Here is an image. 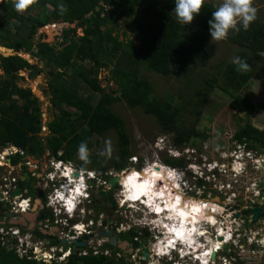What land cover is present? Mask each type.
<instances>
[{
	"label": "trees",
	"instance_id": "16d2710c",
	"mask_svg": "<svg viewBox=\"0 0 264 264\" xmlns=\"http://www.w3.org/2000/svg\"><path fill=\"white\" fill-rule=\"evenodd\" d=\"M213 1L205 0L200 13L189 24L181 25L172 13L173 0H33L22 13L14 9V0H0V47L14 52L22 50L43 63L47 68L50 102L58 108V114L46 123L50 135L45 143L40 136V102L29 88L16 84L17 71L35 66L17 54L0 55V146H14L22 151V157L35 158L46 150L57 159L75 163L79 170L96 171L102 176L108 167L94 151L105 133L112 131L117 138L118 152L111 161V169L123 170L132 158L124 123L111 109L114 103L124 102L129 108L138 107L151 115L160 132L170 134L173 148L186 146L198 136L207 138L195 129L197 119L189 126L183 121L184 108L196 115L201 111L189 109L192 101L202 104L212 95H224L232 109L243 108L250 115L253 107L247 86L256 77L264 84V22L258 18L247 30L238 24L227 36L238 47L235 57L248 63L249 70L235 71L231 60L213 64L214 72L202 79L193 99L177 105L170 98H157L152 95L150 82L140 76L145 69L162 76L185 77L196 64L207 59L210 46L207 22L216 7ZM60 4L66 9L63 13ZM98 5L99 10L95 11ZM91 11L93 15L87 16ZM121 21H127V27L132 26L130 36L124 30L116 32ZM54 23L68 25L62 27L53 44L34 41L39 25L54 26L50 25ZM78 29L81 35L77 34ZM101 70L108 71V80L115 89L106 91L100 85ZM83 88L86 93L80 94ZM71 109L75 112L71 113ZM232 137L251 154L264 150V127L253 126L248 118L236 127ZM82 142L88 149V158L87 162L79 159L77 164L73 156ZM18 155L12 157L13 162ZM163 162L169 166L182 164L176 157H166ZM254 248L252 245L251 251ZM125 261L103 253H89L49 264H125ZM0 264L43 263L19 256L16 248L2 247ZM237 264L245 263L238 259Z\"/></svg>",
	"mask_w": 264,
	"mask_h": 264
},
{
	"label": "rangeland",
	"instance_id": "374dc122",
	"mask_svg": "<svg viewBox=\"0 0 264 264\" xmlns=\"http://www.w3.org/2000/svg\"><path fill=\"white\" fill-rule=\"evenodd\" d=\"M221 3V0H214L213 4L218 6ZM252 7L256 9L255 16L256 18L260 19L264 22V0H252ZM57 26H49L50 32L45 33L44 27L38 28L37 34L35 36L34 41L38 40L39 33H45L47 35L46 39L42 38L43 41L53 44L56 39H54L55 35H60V31L62 27H64L63 23H55ZM54 25V24H50ZM72 26V25H71ZM131 28L130 25L127 27L126 22H119L116 26V32L120 34L122 30L126 31L127 36L131 35ZM78 35H81L80 29L77 31ZM59 38V37H58ZM57 42V41H56ZM209 52L207 59L202 62L198 63L194 66L193 70L185 77H176L174 74L168 76H162L157 74L153 71H147L142 69L140 72V76L144 77L147 81L150 82L152 87V95L157 98H170L173 100L174 103L181 104L184 103L187 99H193L194 96L198 95V89L202 84V79L209 77L212 75L214 70L212 69V65L219 62H227L235 57V53L238 50V47L229 42L226 39L223 41H215L211 39L209 36ZM4 51V52H3ZM9 54H17L24 57L30 64H33L35 68L31 70H20V73L17 75L19 78L16 79V84L22 88H29L31 93L38 98L40 102V111H41V120H42V128H41V137H43L44 142L46 143V137L50 134L48 133L45 125L47 122L53 120V118L58 114V108L53 107L50 102V94L49 91L43 92L41 88L48 89V75H47V68L43 65L42 62L38 61L35 58H32L29 54L24 53L22 50L19 52H13L12 50H7L3 47H0V55H9ZM35 70L37 76L30 75V72ZM174 71V70H173ZM2 75V71L0 70V76ZM109 73L107 70H101L98 74L99 83L102 87H105L106 91L111 89H115L114 83L111 80H108ZM81 93H86L85 89L79 91ZM246 93L249 94L251 98V105L253 107L252 113L250 115H246V112L243 108L232 109L229 106V100L224 95L219 96V94L212 95L205 99L204 103L198 104L196 101H192L190 105H188L189 109H200V113L197 115L195 111H185V108L181 111V116L183 118L184 123L189 126L191 123H194L195 119H197V123L195 124V129L198 130L200 133L206 134L207 138L202 139L196 137L191 139L192 141L186 145L182 146L181 148H173L172 142L170 139V134L162 133L159 130V127L153 117L151 115L144 114L142 110L138 107L136 108H129L124 102H117L112 104L111 109L112 111L123 121L126 137H128V150L131 153L134 162L128 160V167L127 169L121 171L120 173H113L114 170L111 169V161L116 158L118 152V144L117 138L112 131H109L104 134L99 140V146L97 150L94 152L99 154V156L103 159V164L108 167L106 170V174L110 177L118 176L120 179L124 176L125 173L132 172L134 169L146 168L154 165L155 167H163L166 171H169V174L173 176L172 179L168 177L167 182H163L166 184V187L169 180L176 181L177 189L174 188L173 191L176 192V196H171L172 203L174 205H170L166 207V201L163 207H158L155 210L157 220L163 218L164 215H169V208L177 206V197H179V201L183 206H186L187 200L191 204H195L196 202L201 203L203 209H206L205 212H209L206 216H201L199 224L196 225V233L194 235V241L190 246H186L182 244V247L176 248L178 251L181 250H192V249H203L202 251L207 253V259L209 263L214 264H237L238 259L245 264H264V219L263 217L259 216L256 220L258 228H255L254 223L249 222L250 213H248L249 217L244 218L241 217H234V213H237V210L243 207L244 202L249 203H259L264 206V190L260 192V189H264V166H260L257 169L253 166H246L244 168L243 163H240L236 160V154H238V144L237 142L232 139V135L236 127L241 124L245 118L251 122V124L257 128L264 127V84L256 77L252 78L249 82ZM70 110V109H69ZM71 113L75 112L72 111ZM46 151V150H45ZM264 150L253 152L250 155H255V157H263ZM2 154H5L3 152ZM246 152L240 153L241 156H245ZM29 156H25L24 158H28ZM166 157H176L182 160V164L178 166H169L163 162L164 158ZM33 160V159H32ZM73 160L78 164V154L77 152L73 156ZM262 160H259L261 162ZM31 164L32 161H30ZM34 163H39V169L41 172L36 173L37 177L40 175L44 178L46 183L53 182L52 174H47L48 167H57V163H53L52 159L44 153L40 158L39 161H33ZM232 162L235 164L233 168L238 170V168H244V172L242 174L234 175V171L231 167ZM72 166V162L70 163ZM157 164V165H156ZM0 165L3 166L4 163L0 160ZM32 166V165H31ZM94 166V164H92ZM153 166V167H154ZM216 166L217 171L215 175H213V171L209 170L212 167ZM3 171H6V166H4ZM33 166L31 167V171ZM60 173V172H59ZM2 176V173L0 174ZM179 179H182L185 183H182L180 186ZM208 181V183L203 182ZM190 185V187H189ZM121 186V185H120ZM127 187V185H123ZM66 189L69 188L65 185ZM164 187V188H166ZM72 188V187H71ZM128 189V188H127ZM176 189V190H175ZM168 192H170V187L167 188ZM211 191V193H219V196L213 195V199L209 197V202L211 204L208 205L207 201L196 200L197 198H201L204 192ZM120 187L118 189V193L114 194L117 197V203L121 206V214L119 215V219H122L124 215L129 217L130 212L134 211H127L125 207H128L126 204L123 203V200L120 201ZM173 191L171 194H173ZM233 193L231 194V192ZM66 192V191H65ZM168 193L167 191H165ZM48 199L52 200L53 209L56 200L54 193H48ZM179 194V195H178ZM67 196V195H66ZM154 196V195H153ZM212 196V195H211ZM228 197V198H225ZM233 196L235 198H233ZM68 197V196H67ZM69 198V197H68ZM73 200L76 201V195L72 197ZM86 197H83L79 206H81L82 202H87ZM206 198V196L204 197ZM186 201V202H185ZM159 202V200H158ZM157 202V203H158ZM123 203V207H122ZM138 206L143 207L141 203L136 201ZM227 203V204H226ZM206 204V205H204ZM225 204V206H224ZM60 205V204H57ZM168 205V204H167ZM213 207V212L211 211L210 207ZM234 206H239L238 209H234L232 211L231 208ZM83 206L80 208L82 209ZM144 208V207H143ZM165 208V211H163ZM176 208V207H174ZM90 215L92 214V210L88 209ZM132 210V209H131ZM135 210V209H134ZM140 211L147 212L143 209ZM148 211H151L150 209ZM161 211V214L159 213ZM54 212V210H53ZM172 212V210H171ZM222 213L224 214V223H225V230L222 231V223L219 221V218L222 220ZM87 214V212H85ZM134 214V213H133ZM131 214V216H133ZM149 214V213H148ZM152 217L151 214H149ZM213 216L214 223L216 225L213 227L211 224L208 216ZM170 216V215H169ZM220 216V217H217ZM134 217L142 218L141 215L135 214ZM155 218V217H154ZM153 220V219H152ZM210 222V223H209ZM129 223H125V226L129 228ZM141 223L137 227L140 229V234L144 232L145 229L151 231L152 238L155 239L156 245L160 244L161 247L164 246L163 243V228H160L155 223H148L147 227ZM198 226V227H197ZM217 226H220L218 231ZM206 234H205V231ZM209 231H212L213 238L216 234H221L223 236H228L225 240V250L229 246H238L239 248L235 250V253L238 255L233 256L230 255L228 257L227 263L223 260L225 255L221 254L222 248L213 245V242L216 240H208L206 237H209ZM155 232V234H154ZM31 234V232H28ZM194 234V233H193ZM205 234V236H204ZM18 234L16 231H11L9 228L0 229V236H9V237H16ZM20 235V234H19ZM25 236V235H21ZM199 237L197 239V237ZM157 238V239H156ZM207 239V241L205 240ZM162 241V242H161ZM213 241V242H211ZM238 241V242H237ZM254 241H258L261 247L255 245L253 251H251V246L253 245ZM97 239L93 240V245L96 247ZM5 245L7 242H4ZM194 244V245H193ZM205 245V246H204ZM211 247V248H210ZM254 247V246H253ZM8 248V247H7ZM158 248V247H157ZM211 250L214 253V256L211 257ZM239 251V252H238ZM108 253L109 250H108ZM170 252H163V254L158 259H164L169 255ZM100 254V253H98ZM107 257H113L109 254H106ZM159 256V255H158ZM127 260V259H125ZM159 260V262H160ZM234 261V262H233Z\"/></svg>",
	"mask_w": 264,
	"mask_h": 264
},
{
	"label": "flooded vegetation",
	"instance_id": "af4514ba",
	"mask_svg": "<svg viewBox=\"0 0 264 264\" xmlns=\"http://www.w3.org/2000/svg\"><path fill=\"white\" fill-rule=\"evenodd\" d=\"M44 153H46L49 158L52 157L47 151L43 150L41 151V153H39V156L35 158L30 157L26 159L21 155H18V159L16 160V162L12 161L13 155L9 156V159L4 158V161H6V171L2 172L3 192L0 198V229H2V227L9 228L11 230L17 229L19 233L16 237L0 236V248L8 247L7 249H13L17 247H24L26 248V252L21 254L20 256H27L28 258H32L39 263H42L41 261L45 260L43 262L46 264L52 262L58 263L57 259L55 258H58L60 256V252H69V254L64 257L63 262H65L69 257H76L78 250H80L81 248H85L88 252L94 249H98L100 252L109 250V254L116 259H124V257L129 256V258L131 259V264H168L166 262V258H164L163 260L158 259L159 257H157L156 253V241L154 238H152L153 233L151 234L150 230L145 229L144 232L140 234V229L138 230L137 227L139 226V224L141 225V223L135 222L132 219L133 216H131V214L129 215V217L124 215L122 219H119V215L121 214V206L118 205L117 197L114 196V194L117 193L120 186L118 185V181L113 186H109L108 178L110 176H108L107 174L99 177L98 186L96 188L90 189L88 192L87 202H82V210L76 211L71 218H68L66 220V223L64 225L61 222V219H63L64 216L54 218L53 209L49 210L47 208L46 202L49 195L48 193H50V191L52 193L54 189L53 186L55 184L50 182L46 183L41 175L37 177L36 173H39V171L41 172V169H39V163L37 164V162H33L34 160L39 161V158ZM30 161H32L33 164H31ZM31 165L33 166L32 171L30 170L32 167ZM46 166L49 170V166L47 164ZM127 167H125L124 169H127ZM72 168L73 172L79 173V168H77L76 164L73 162ZM49 173L50 172L48 171L47 174ZM113 173H115V171ZM56 178H58V175L56 176ZM74 178H76V176ZM11 186L14 187V191L17 188H20L19 194L21 195V197L27 200L28 208H26L25 210L20 209L15 213L9 210L10 195L8 191ZM263 190L264 189L261 188L260 192H262ZM4 192H7V194H5ZM209 192L211 191L205 190V192L201 194L202 197L197 198L196 200L202 199L203 201H207L209 205L211 204V202H209V197L213 199V195H220L219 193L209 194ZM232 193L233 191L231 192V194ZM205 196L206 198H204ZM225 198L228 197L225 196ZM233 198L235 197L233 196ZM88 207L92 210L91 215L89 213V210H87ZM238 208L239 206H234V208L231 209L233 211L234 209ZM252 209H258V216L255 220H253V213L250 211ZM163 211H165V208ZM85 212H87V214H85ZM26 213L34 216L32 223L27 220L25 216ZM248 213H250V217L248 216ZM234 214L237 215L236 218L238 216H243L244 218L249 217L250 219L248 221H252L251 223H254V227L258 228L259 225H257L256 220L259 216L263 217L264 219V206L259 203L244 202L243 207L237 210V213ZM143 215H147V213L144 212ZM224 219V214L222 213V220L219 218V221L222 223V231L225 230ZM45 221L47 222V227L44 226ZM125 221L129 223L128 230L118 232V226L120 225V223L124 224ZM77 222H82V224L85 225V230H88L89 232L84 233L79 238H72V235H70V232H67V229L69 226ZM148 223L152 222H144V226L141 227H147ZM217 229L219 231L220 226H217ZM28 232H31V234ZM103 232H105L106 235H102ZM193 232L194 234H197L196 231ZM193 232L192 240L194 241ZM22 234L25 236H21ZM83 236H86L84 240ZM112 236L115 238L113 244L110 243V238ZM162 236L164 237L163 240L166 239L165 234H163ZM214 236L215 237L213 238L212 231H209V237L206 238L208 240L214 239L216 241H219L222 248V255H238L233 249L235 246H229L227 250H225V247L227 245L225 244V236L219 233ZM198 238L199 237H197V239ZM94 239H97L96 247L93 245ZM207 239L205 240L207 241ZM73 240H76L77 243L78 241H82L84 242V245L79 246L78 244H76V242H73ZM90 240H92L91 243L89 242ZM4 242H7V244L5 245ZM122 242L126 243L124 248L119 247ZM180 247H182L181 243L179 244L178 248ZM238 248L239 247L236 246L235 250H237ZM202 250L203 249H192L190 251L191 255L189 258H192V256H195V258H197L198 255H206L207 253H203ZM143 252L147 254L148 258L144 257ZM212 253L213 251L211 250V257ZM132 255L136 256L138 259L135 260ZM125 264L128 263L125 262Z\"/></svg>",
	"mask_w": 264,
	"mask_h": 264
},
{
	"label": "clouds",
	"instance_id": "9594fccd",
	"mask_svg": "<svg viewBox=\"0 0 264 264\" xmlns=\"http://www.w3.org/2000/svg\"><path fill=\"white\" fill-rule=\"evenodd\" d=\"M32 2H33V0H14L13 7L18 13H22L30 6V4ZM173 2H174V8L172 10V13H174L176 21L181 25H186V24H189L193 20L194 15H197L200 13L202 6L205 3V0H173ZM59 8H60L61 13H63L66 10L65 6L63 4H60ZM255 13H256V9L254 7H252V0H221V3H219V5L215 7V10L211 12V19H209L207 22L209 25L208 30H209V34H210L211 39H213L215 41H223L224 39L227 38L230 30H233V31L236 30L238 24L241 28H243L244 30H247L249 24L252 21H254L256 18ZM231 63L233 65H235V71H237L239 73L247 72L250 68L249 64L246 63L239 56L233 57V59L231 60ZM238 147L240 150H238L239 156H237V153L235 152L236 160L240 163H243L242 165H244V168L246 166H250V165L252 167L254 166L256 168V162H255V158H254L255 155L254 154L250 155L251 153L247 152L244 149V147H242L241 145H238ZM13 150H15V151L10 154L9 151H13ZM1 151L6 152L3 155H4V158H7V159H9V156H11V155L14 156L16 153H19L20 155L22 154V151L20 149L14 147V146H11V145H8L5 147L0 146V155H1ZM242 152H246L245 156L240 155V153H242ZM77 154H78L79 159L87 162L88 149H87L85 143L82 142L81 144H79L78 149H77ZM30 157H32V156H29L28 158H30ZM52 157H51V159H52ZM130 160H131V162L135 161V159H133V158H131ZM53 161H54L53 163L58 164L57 167H55V168L49 167L51 170L50 174H52V176L54 177L52 183H54L55 185L53 186V188H58L60 185H63V186L67 185L69 187L66 189L67 191H68V189H71L72 192L74 191L76 193L75 194L76 198H77L76 201H72V203L58 201V202H55V204H54L55 209L57 210L56 213L54 212V214H53L54 218H58L59 216H64V218L68 219V218H71L76 211L82 210L80 208L81 206L78 207L79 203L81 202L83 197L88 198V192L90 189L96 188L98 186V179L100 177V174H98V172H96V171L79 170V173L73 172V168L70 164L71 162H64L60 159H57L56 157H53ZM5 162L6 161H3V163H4L3 166L0 165V174L3 172L2 168L5 166V164H6ZM233 163L234 162H232L231 167L233 170H235L233 168V165L235 166V164H233ZM241 166H240V168H238V170L234 171L235 172L234 175L242 174L244 172V170H243L244 168H241ZM260 166H264V163L258 165V169L260 168ZM145 170H146V168H140V169H136L135 171L143 172ZM209 170L210 171L212 170L213 175H215V173L217 171V167L214 166ZM121 171H123V170H121ZM121 171H115V172L120 173ZM57 175H58V178H56ZM75 176H76V178H74ZM77 176H79V177H77ZM115 177H118V176H115ZM2 178L3 177L0 176L1 182H2ZM179 181H180L179 182L180 186L182 183H185L184 181H182V179H179ZM202 181L205 183H208V181H204V180H202ZM118 185L120 186V178L118 180ZM189 187H190V185H189ZM120 189H121V187H120ZM2 192H3V190L1 187L0 188V198H1ZM65 193H67V192H65ZM15 196H18L16 199H14L16 202H19L20 199L23 198V197H21L20 194L15 195ZM11 197H9V199H10L9 206H11L13 203ZM46 204H47V208L49 210L53 209V205H52V203L49 202L48 198H47ZM57 204H60V205H57ZM26 208H28V204H27V207L24 208V210ZM210 209L213 212L214 208L212 206L210 207ZM18 210H20V207H18ZM13 213H15V212H13ZM27 214H29V213H26V215ZM30 217L34 218V216H32V215H30ZM54 218H52V219H54ZM125 223H127V221H125ZM125 223L124 224L120 223V225L117 228L118 232L128 230V228L125 226ZM44 226L45 227L48 226L46 221H45ZM14 230L16 231L17 234L19 233V231L17 229H14ZM14 230H11V231H14ZM71 231H73V230H71ZM73 233H74V231H73ZM163 243H164V246H162V248L164 249L163 252H170L169 255L166 257V262L168 264H171L172 261H177L180 264H184V263H186V264H210L208 262V259H207V254L205 255L206 261L203 262L201 260L200 256H198L197 258H195V256H192V258H189L191 255V253H190L191 250L178 251L176 248H178L180 241L173 242V245H171L169 243V240L164 239ZM254 244L255 243H253V245ZM259 244H257L258 247H261ZM203 253H205V252H203ZM51 259H53V258H51ZM124 259H125V257H124ZM61 261H63V260H61ZM61 261H58V262H61ZM41 262L43 264H46L43 261H41Z\"/></svg>",
	"mask_w": 264,
	"mask_h": 264
},
{
	"label": "bare ground",
	"instance_id": "6f19581e",
	"mask_svg": "<svg viewBox=\"0 0 264 264\" xmlns=\"http://www.w3.org/2000/svg\"><path fill=\"white\" fill-rule=\"evenodd\" d=\"M44 30H45V33H47L48 35V32H50L49 27H44ZM153 166L154 165L147 167L146 170L143 172H137L134 169V171L132 172L125 173L124 175L126 176L120 179L121 198L119 196V200L122 199L123 203L128 206V207H125V209H127L128 211H134V212H130V214L134 213L132 219L135 222L155 223L160 228H163V231H164L163 234L166 235V240H169V243L171 241L170 243L171 245H173V242L180 241V243L185 244L186 246H190V244L193 243L192 232L196 231L197 229L195 224L198 225L199 222L201 221L200 220L201 216H204V215L207 216L209 212H205L206 209H203L201 206V203L199 202H196L195 204H191L190 202L187 201L186 207H185L181 203L183 201H181L180 199L178 205L174 206L176 208H174L173 206L171 207L172 212L169 208L170 216L164 215L163 218H160L159 220H157V216L155 213V210L157 207L155 206L158 205V207H163L164 206L163 203H165L164 201H166V204H165L166 206L174 205L172 203L171 196L172 195L173 197L176 196V192L173 190L174 188L177 189V183L176 181L172 182V180H169L170 182L168 183L166 187V184L163 182H167L169 176H170L169 178L172 179L174 175L172 176L171 173L169 174V171H166L163 167L161 168V167H155V166L153 167ZM125 184L127 185V187L123 186ZM168 186L170 187V190H169L170 192H168L167 190ZM64 191L68 193L66 188L64 189ZM165 191H167L168 193H166ZM172 191H173V194H171ZM75 194L76 193L73 191L70 195H68L69 198L65 196H60V195H58V197H61V200L64 202L72 203L71 200H73L72 197H74ZM138 200L140 201L141 205L144 206V208H142L141 206H138V203H136V201ZM123 203H122V207H123ZM140 209L147 211L146 213L151 214L152 217H150L149 214H148L149 216L143 215V212L140 211ZM149 209L151 211H148ZM180 209H183V212L185 213L184 215L179 214ZM192 209H198V211L192 210ZM136 213L141 214L142 218L134 217ZM159 213L161 214V211H159ZM165 213H167V211H165ZM208 217H209L211 224H213L215 220L213 216L210 215ZM215 225H216V222L213 224V227ZM170 229H175L176 231H170ZM177 233H179L180 235L177 236ZM197 233H200V232L197 231ZM213 245L216 247H221V244L219 243V241H214ZM156 247H158L159 255H161L164 249L161 247L160 244H158ZM200 258L203 262L206 261L205 255H201Z\"/></svg>",
	"mask_w": 264,
	"mask_h": 264
},
{
	"label": "built area",
	"instance_id": "2783aa9c",
	"mask_svg": "<svg viewBox=\"0 0 264 264\" xmlns=\"http://www.w3.org/2000/svg\"><path fill=\"white\" fill-rule=\"evenodd\" d=\"M15 150H13V151H9V153L11 154L12 152H14ZM4 151H1V155H0V160L3 162L4 161V155L2 154ZM6 153V152H5ZM8 153V152H7ZM259 160H262L261 162H259ZM255 162H256V168L258 167V165H260V164H263L264 163V156L263 157H255ZM2 184H3V180H2V182L0 181V188L2 187ZM66 187L65 186H63V185H60L58 188H54L53 189V191H52V193H54V195H53V197L55 196L56 198L54 199V200H56L55 202H58L59 201V199H60V201H62L61 200V197H58V195H60V196H65V197H67L68 195H70L71 194V192H72V190L71 189H68V194L67 193H65V191H64V189H65ZM13 191H14V187L13 186H11L10 188H9V191H8V193H9V195H11L12 196V193H13ZM5 194H7V192H4ZM67 195V196H66ZM10 196V197H11ZM18 196H12L11 197V199H12V205L10 206V211L11 212H16V211H18V207H20V209H24L25 207H27V200L26 199H23V198H21L20 199V201L19 202H16L14 199H16ZM68 198V197H67ZM49 202L51 203L52 201L51 200H49ZM64 202V201H63ZM53 204H55L54 203V201H53ZM54 210V212L56 213V209L54 208L53 209ZM66 218H63V219H61V222H62V224L64 225L65 223H66ZM85 225H83L81 222H77V223H75V224H73V225H71V226H69L68 227V229H67V232L69 233L71 230H73L74 231V234L71 236L72 238H79V237H81L84 233H88L89 231L88 230H85ZM228 238V236H225V240ZM90 243L92 242V240H90L89 241ZM253 243H255L254 245H256V244H259V242L258 241H254ZM261 244V243H260ZM262 245V244H261ZM105 252H106V254H109L108 253V250H104ZM16 252H17V254L20 256L21 254H23V253H25L26 252V248H24V247H21V248H19V247H17L16 248ZM93 254V255H96V254H98V253H103V251H99L98 249H94V250H91V251H87L85 248H81L80 250H78V252H77V255L79 256V255H87V254ZM156 253H157V257H159L160 255H159V252H158V248H156ZM69 254V252L68 251H65V252H60V256L58 257V258H55V259H57V261H61V260H63L64 259V257L66 256V255H68ZM105 255V254H104ZM110 255V254H109ZM138 255H139V253H138ZM159 255V256H158ZM110 256H112V255H110ZM133 257H134V259L136 260V259H138L136 256H134V255H132ZM140 257V256H139ZM228 257L229 256H225V258H223V260L225 261V263H227V261H228ZM141 258V257H140ZM125 259H127L126 260V262L128 263V264H131V259L129 258V256H127V257H125ZM48 260H50V259H48ZM43 261H45V260H43ZM171 264H180L179 262H177V261H172V263ZM184 264H186V263H184Z\"/></svg>",
	"mask_w": 264,
	"mask_h": 264
},
{
	"label": "water",
	"instance_id": "95a60500",
	"mask_svg": "<svg viewBox=\"0 0 264 264\" xmlns=\"http://www.w3.org/2000/svg\"><path fill=\"white\" fill-rule=\"evenodd\" d=\"M100 4H101V3H100ZM98 10H99V5L95 7V11H98ZM90 15H93V12H92V11L89 12V13L87 14V16H90ZM63 25H64V26H67L68 24H67V23H63ZM54 26L56 27L57 24H56V25L54 24ZM72 26H73V24H72ZM42 27H44V26H43V25H39V28H42ZM46 37H47V35H46L45 33H39V35H38V40L41 41L42 38L46 39ZM58 37H59V35H55L54 39L57 40ZM23 58H24V57H23ZM16 73L19 74L20 71H17ZM30 75H32V76H37V74L35 73V70H32V71L30 72ZM41 89H42L43 92H47V89H44V88H41ZM118 180H119L118 177H109V178H108V185H109V186H113ZM19 193H20V188H17V189L13 192L12 195H13V196H15V195H19ZM250 211L253 213V220H255V219L257 218V216H258V214H257V213H258V212H257L258 209H252V210H250ZM25 216H26V218L28 219V221H30V222L32 223V220H33L34 218L30 217L29 214H27V215L25 214ZM40 216H42V215H40ZM236 216H237V215L234 214V215L232 216V218H234V217H236ZM30 219H31V220H30ZM21 222H24V221H21ZM73 234H74L73 231H71V232H70V235H73ZM102 235H106V233L103 232ZM85 238H86V236H83V240H84ZM114 241H115V238L112 236V237L110 238V243L113 244ZM73 242H76V244H78L79 246H83V245H84V242H82V241H78V243H77L76 240H73ZM125 245H126V243H125V242H122V243L119 245V247L124 248ZM143 255H144L145 258H148L147 254H146L145 252H143ZM213 256H214V253H212V257H213Z\"/></svg>",
	"mask_w": 264,
	"mask_h": 264
},
{
	"label": "snow or ice",
	"instance_id": "6c2138e0",
	"mask_svg": "<svg viewBox=\"0 0 264 264\" xmlns=\"http://www.w3.org/2000/svg\"><path fill=\"white\" fill-rule=\"evenodd\" d=\"M179 202V197H177V203ZM186 207V206H185ZM192 210H196V211H198V209H192ZM179 214H181V215H184L185 213L183 212V209H180L179 210ZM170 231H176L175 229H170ZM180 234L179 233H177V236H179ZM170 243H171V241H170Z\"/></svg>",
	"mask_w": 264,
	"mask_h": 264
},
{
	"label": "crops",
	"instance_id": "0c3cea01",
	"mask_svg": "<svg viewBox=\"0 0 264 264\" xmlns=\"http://www.w3.org/2000/svg\"><path fill=\"white\" fill-rule=\"evenodd\" d=\"M45 27H49V26H45ZM39 35V34H38ZM41 41H43V40H41ZM43 42H45V41H43ZM7 49V48H6ZM7 50H10V49H7ZM14 52V51H13ZM9 55H13V54H9ZM3 56H8V55H3ZM17 74V73H16ZM18 75V74H17ZM47 89V88H46ZM45 127L47 128V126L45 125ZM42 133H41V128H40V135H41Z\"/></svg>",
	"mask_w": 264,
	"mask_h": 264
}]
</instances>
